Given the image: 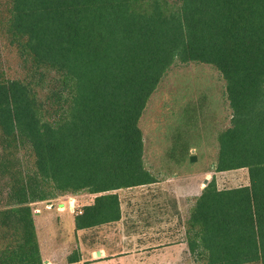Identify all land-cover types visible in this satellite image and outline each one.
Here are the masks:
<instances>
[{
	"label": "trees",
	"instance_id": "trees-1",
	"mask_svg": "<svg viewBox=\"0 0 264 264\" xmlns=\"http://www.w3.org/2000/svg\"><path fill=\"white\" fill-rule=\"evenodd\" d=\"M0 38L25 71L8 78L0 62V264H43L31 203L92 194L74 218L91 229L120 220L117 190L157 181L140 118L171 66L190 62L225 82L231 118L214 170L245 168L248 183L204 186L182 222L188 254L264 264V0H5ZM189 108L165 119V137L188 113L196 123ZM173 139L192 165L186 132Z\"/></svg>",
	"mask_w": 264,
	"mask_h": 264
},
{
	"label": "rangeland",
	"instance_id": "rangeland-1",
	"mask_svg": "<svg viewBox=\"0 0 264 264\" xmlns=\"http://www.w3.org/2000/svg\"><path fill=\"white\" fill-rule=\"evenodd\" d=\"M0 2L5 3V0ZM0 62L8 78L25 74L16 49L3 38H0ZM190 106L196 108L191 112L198 118L196 123L194 119H189L188 113L189 118L182 119L183 124L178 126L176 133L165 137L164 127L172 123L165 122V119L173 112L184 115ZM230 118L225 82L215 67L195 62L172 65L150 96L139 122L144 142V163L157 181L146 186L117 190L122 219L80 232V247L71 248L69 256L80 252L85 260L81 263L87 264L86 260L92 257L90 249L100 247L105 249L107 256L115 254L112 261L100 264H196L184 254L183 244L172 245L185 237L182 222L187 218L195 198L213 178L221 189L248 183L245 168L224 172L214 170L217 132L230 125ZM181 128L186 132L187 142L193 146L188 149V155L195 156L192 165L187 159L177 160L178 152L182 153L181 147L175 152L173 150L176 148L173 138L180 137ZM262 184L264 189V177ZM76 195V200L73 196L60 195L31 203L30 206L33 212L39 210L41 214H46V211L57 210L59 204L70 201L79 208L94 198V195L85 192ZM6 198L5 182L0 178V209L7 204ZM175 200L179 215L173 208ZM42 220H46L47 225L52 224L51 231L49 226L41 228L43 221L39 223L41 243L47 250L50 242L47 231L57 235V224L52 215H46ZM158 244L163 245L158 247ZM43 264L47 263L43 261Z\"/></svg>",
	"mask_w": 264,
	"mask_h": 264
},
{
	"label": "crops",
	"instance_id": "crops-1",
	"mask_svg": "<svg viewBox=\"0 0 264 264\" xmlns=\"http://www.w3.org/2000/svg\"><path fill=\"white\" fill-rule=\"evenodd\" d=\"M76 196H73L72 198L76 200ZM91 202L80 205V207L77 208L75 207L74 204H72V202L69 201L67 204H63V205L59 204L57 207V210L55 209V211H46V214L45 213L41 214L39 210H35L33 212V220H34V225L36 229V235H37V240L39 244L40 255L44 262H46L47 264H82L81 261H85L83 260V256L79 254L80 252H77L76 256H72L75 262H71V263L68 262V257L70 255L71 248L74 247L76 249L78 248V246L80 247V245L78 244V242L80 243V238L78 237L79 233L85 230H90V228L85 229V230L84 229L77 230L74 225V218L76 214L81 211V208L84 205L90 204ZM120 205H121V202H120ZM173 208H174L175 213L179 215L180 211L178 210V202L176 200L174 202ZM46 215L54 216L56 224H57V225L55 224L56 229H57V235L53 236L52 235L53 232L49 233V231H47V234L50 240L49 249L47 250L43 247L41 243V237H40V231H39V226H40L39 223L43 221L42 219H45ZM45 221L46 220L42 222L43 227L41 228H44V227L46 228L49 226L48 230H51L50 226H52V224L50 225V223H48L49 225H47ZM59 233H62V235H59ZM184 235H185V230H184ZM184 239L185 238L178 239L174 241L172 245L183 244L185 247L184 254L189 256L188 249H187ZM161 245L163 244H158V247H160ZM164 247H167V246H163V248ZM90 250H91L90 253L92 257L90 256V259L86 260L88 261L86 262L87 264H100L105 261H112L115 257V254H109L107 256L105 254V249L100 248V247L91 248ZM97 252H99V255H97ZM93 255H95L96 257H94Z\"/></svg>",
	"mask_w": 264,
	"mask_h": 264
},
{
	"label": "water",
	"instance_id": "water-1",
	"mask_svg": "<svg viewBox=\"0 0 264 264\" xmlns=\"http://www.w3.org/2000/svg\"><path fill=\"white\" fill-rule=\"evenodd\" d=\"M194 160H195V156H191L190 161H194ZM205 182H206V180H205ZM97 255H99V252H97Z\"/></svg>",
	"mask_w": 264,
	"mask_h": 264
},
{
	"label": "built area",
	"instance_id": "built-area-1",
	"mask_svg": "<svg viewBox=\"0 0 264 264\" xmlns=\"http://www.w3.org/2000/svg\"><path fill=\"white\" fill-rule=\"evenodd\" d=\"M73 203V202H72Z\"/></svg>",
	"mask_w": 264,
	"mask_h": 264
}]
</instances>
